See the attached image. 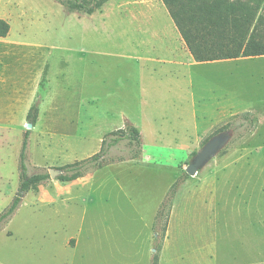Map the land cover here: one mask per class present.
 <instances>
[{"label":"rangeland","instance_id":"374dc122","mask_svg":"<svg viewBox=\"0 0 264 264\" xmlns=\"http://www.w3.org/2000/svg\"><path fill=\"white\" fill-rule=\"evenodd\" d=\"M120 1L106 0L86 15L70 13L66 0H0V19L9 24L0 40V215L19 192L26 132L29 175L97 154L107 133L130 123L143 150L140 161L89 168L70 182L48 176L22 194L0 223V264H148L153 255L158 264H264L263 196L253 189L250 208L263 213L245 219L232 209L224 180H242L245 159L256 171L264 167V56L173 68L178 79L159 81L131 58L137 37L117 18ZM122 1L129 9L144 2ZM36 101L31 122L27 113ZM244 112L257 116L256 130L243 141L224 134L226 145L195 176H182L213 130ZM128 151L123 142L110 149L109 160ZM211 176L224 180V200L201 187L186 193ZM242 219L254 224H237Z\"/></svg>","mask_w":264,"mask_h":264},{"label":"trees","instance_id":"16d2710c","mask_svg":"<svg viewBox=\"0 0 264 264\" xmlns=\"http://www.w3.org/2000/svg\"><path fill=\"white\" fill-rule=\"evenodd\" d=\"M69 12L86 15L93 14L106 0H66ZM166 7L176 29L181 35L190 55L196 63L228 61L240 58L264 56V0H161ZM9 32V24L0 19V38ZM38 101L33 103L27 113V119L34 122L37 117ZM258 126V118L251 112L231 116L226 122L215 128L211 134L235 133L247 139ZM26 132L19 155V192L10 207L0 215L4 222L16 209L22 194L34 190L48 179V174L29 175L26 166ZM126 142L129 156L109 160L110 149ZM143 150L140 133L132 124L127 128L107 133L101 141L100 151L79 162L67 164L59 170V180L70 182L82 177L89 168L98 169L104 164L123 161H140ZM184 177L188 175L184 172ZM178 183L171 187L161 204L157 219L163 216V210L177 190ZM165 232V228H163ZM157 257L153 264H158Z\"/></svg>","mask_w":264,"mask_h":264},{"label":"crops","instance_id":"0c3cea01","mask_svg":"<svg viewBox=\"0 0 264 264\" xmlns=\"http://www.w3.org/2000/svg\"><path fill=\"white\" fill-rule=\"evenodd\" d=\"M120 2L122 5L121 8L123 9L118 12L117 18L125 20L129 29L127 33H129L133 37H137V41H135V48H137V50L133 51V56L131 58L137 60L136 63L138 64L139 68L146 71L149 70L147 71V73L154 76L155 79H159V81L167 78L170 79V77L178 79L179 73L175 74V72L172 71L173 68H175L176 71L179 72V70L184 67L190 68L201 64H217L218 62H220L215 61L208 63H196L193 60L181 35L176 29L166 7L161 0H144V2H142V7L132 9L128 8L129 4L127 2L122 0ZM6 37L0 38V40H4L6 39ZM240 59L242 61H245L252 58ZM162 69H164L166 72L162 71ZM187 78L189 79L188 83L191 82L192 84L191 77L189 76ZM259 124L260 123L258 120V126ZM212 127L213 126L209 127L208 129L203 131V133L207 132ZM195 135H197V133ZM159 138H162L161 140H163L162 136H159ZM185 138L190 139L189 136L181 139ZM186 146L187 145H180V147ZM245 164V169L241 170V174H239L241 175V177H244L242 178V180H232L229 178H225L224 180L229 181L232 188L229 189L231 192V198L228 196L231 200L230 204L232 209L235 208L237 211H240L238 215L241 217L245 216L246 219L248 212L253 211V209L250 208V205L253 204V200L255 199L253 194V189L255 187L259 189L261 196H263L264 199V178H260L264 175V167L258 170V172L256 171L257 167H253L256 164L253 162V160L245 159ZM262 165L264 166V162H262ZM211 177L212 179H203L202 183H199V188H197V184L196 186H194V190L191 191L190 188L186 193L196 194L200 191L201 187L203 191H205V189L208 190L211 196L215 195V198L218 196V193H220V198L224 200V198H226L227 196L228 191L226 190V187H223L224 185L219 187V184L223 183L224 180L219 182V180L214 176ZM226 202H228V200H226ZM215 208L214 212L216 211ZM262 211L263 208L260 207L253 212H256L257 217L259 218V216H261L263 213ZM245 219H242V221L238 222L237 224H254L253 221H250L249 223L245 222ZM252 219L253 218L251 217V220ZM262 219L263 218L258 220ZM260 223L262 224V222ZM70 241H73V239H71ZM75 246L76 242L72 247ZM155 257L157 256H151L148 264H153V260Z\"/></svg>","mask_w":264,"mask_h":264},{"label":"water","instance_id":"95a60500","mask_svg":"<svg viewBox=\"0 0 264 264\" xmlns=\"http://www.w3.org/2000/svg\"><path fill=\"white\" fill-rule=\"evenodd\" d=\"M32 128V124H27L26 129ZM228 141V136L224 134L216 135L210 138L204 146L196 153L193 160L186 167L185 173L189 176H195L197 171L205 165L215 154L223 148ZM62 174L60 170H49L48 175L54 178L56 175Z\"/></svg>","mask_w":264,"mask_h":264}]
</instances>
